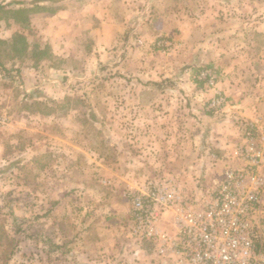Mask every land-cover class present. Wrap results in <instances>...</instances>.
<instances>
[{
    "label": "rangeland",
    "instance_id": "rangeland-1",
    "mask_svg": "<svg viewBox=\"0 0 264 264\" xmlns=\"http://www.w3.org/2000/svg\"><path fill=\"white\" fill-rule=\"evenodd\" d=\"M12 1L0 264L9 239L6 264H157L131 236V194L169 181L200 205L245 129L264 137V0ZM88 2L94 31L54 36L53 15ZM217 93L225 105L207 111Z\"/></svg>",
    "mask_w": 264,
    "mask_h": 264
},
{
    "label": "built area",
    "instance_id": "built-area-1",
    "mask_svg": "<svg viewBox=\"0 0 264 264\" xmlns=\"http://www.w3.org/2000/svg\"><path fill=\"white\" fill-rule=\"evenodd\" d=\"M201 75L213 84V74ZM224 105L217 93L206 109ZM255 127L245 129L200 205L169 181L131 194V236L149 244L157 264H264V137Z\"/></svg>",
    "mask_w": 264,
    "mask_h": 264
},
{
    "label": "crops",
    "instance_id": "crops-1",
    "mask_svg": "<svg viewBox=\"0 0 264 264\" xmlns=\"http://www.w3.org/2000/svg\"><path fill=\"white\" fill-rule=\"evenodd\" d=\"M92 1V0H91ZM76 7L73 6V8H70V6L62 7L57 11L55 15H53V18L56 19L55 25V35H60L63 33H67L73 36V45H75V40L79 39V37L83 34V32H86L90 30V32H93L94 29H92V24L90 23L91 19L95 17V12L92 4L87 3L85 9H80L78 12ZM72 10V11H71ZM105 13H108L111 11V9H105ZM96 17H102V15L96 14ZM109 20V17L106 18V21ZM54 30V29H53Z\"/></svg>",
    "mask_w": 264,
    "mask_h": 264
},
{
    "label": "trees",
    "instance_id": "trees-1",
    "mask_svg": "<svg viewBox=\"0 0 264 264\" xmlns=\"http://www.w3.org/2000/svg\"><path fill=\"white\" fill-rule=\"evenodd\" d=\"M38 1H46V0H38ZM12 3H18V1L14 0V1L8 3L7 6H8V5H11ZM5 7H6L5 4H1V3H0V11H1V12L5 10ZM19 11H20V12H23L24 9H21V10H19ZM0 64H1V62H0ZM11 213H12V212H11ZM11 215H12V214H11ZM13 249H14V243H13V241L10 240V239H9V240H6V243H5V254L3 255L5 264L7 263V260H8V259L10 258V256L12 255Z\"/></svg>",
    "mask_w": 264,
    "mask_h": 264
}]
</instances>
